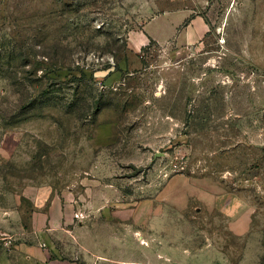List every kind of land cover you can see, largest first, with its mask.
Instances as JSON below:
<instances>
[{
  "label": "rangeland",
  "instance_id": "1",
  "mask_svg": "<svg viewBox=\"0 0 264 264\" xmlns=\"http://www.w3.org/2000/svg\"><path fill=\"white\" fill-rule=\"evenodd\" d=\"M170 2L206 37L132 55ZM53 202L97 262L264 264V0H0V237Z\"/></svg>",
  "mask_w": 264,
  "mask_h": 264
},
{
  "label": "crops",
  "instance_id": "2",
  "mask_svg": "<svg viewBox=\"0 0 264 264\" xmlns=\"http://www.w3.org/2000/svg\"><path fill=\"white\" fill-rule=\"evenodd\" d=\"M173 14L180 16V20L176 23L165 17ZM160 17L162 21L159 22L158 32L149 34L148 24ZM209 30V23L203 14L195 12L189 6L183 7L170 2L164 6L159 16H152L139 28L130 31L126 46L134 56L151 41L159 45L172 41L171 44L193 49L201 43ZM198 180L197 198L202 200L205 198L209 201L215 196L214 190L210 189V181ZM223 206L225 205H202V208L213 210ZM76 213L73 205H62L60 202H53L52 205H36L23 217V220L21 219L22 222L19 223L14 234L6 231L5 226L2 227V232L7 234L0 237V264H104L102 260L95 261L97 256L87 252L85 248L87 225L82 220L75 219ZM63 237L77 243L78 250L76 246L65 244L62 241Z\"/></svg>",
  "mask_w": 264,
  "mask_h": 264
},
{
  "label": "trees",
  "instance_id": "3",
  "mask_svg": "<svg viewBox=\"0 0 264 264\" xmlns=\"http://www.w3.org/2000/svg\"><path fill=\"white\" fill-rule=\"evenodd\" d=\"M152 42V41H151Z\"/></svg>",
  "mask_w": 264,
  "mask_h": 264
}]
</instances>
